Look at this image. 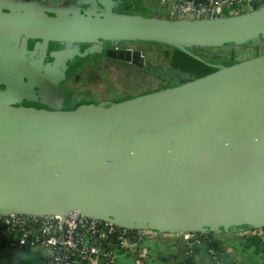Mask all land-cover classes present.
I'll list each match as a JSON object with an SVG mask.
<instances>
[{
	"label": "water",
	"instance_id": "1",
	"mask_svg": "<svg viewBox=\"0 0 264 264\" xmlns=\"http://www.w3.org/2000/svg\"><path fill=\"white\" fill-rule=\"evenodd\" d=\"M262 36L264 5L235 16L169 20L0 0V46L4 38L30 37L146 41L189 51ZM103 52L143 65L138 50ZM3 54L0 214L78 211L126 228L166 233L264 227V53L121 102L71 110L49 103L39 82L36 93L30 88L36 77L44 78L41 66L17 65ZM17 79L27 87L10 89ZM50 89L62 94L55 84ZM21 99L53 109L9 105Z\"/></svg>",
	"mask_w": 264,
	"mask_h": 264
},
{
	"label": "built area",
	"instance_id": "2",
	"mask_svg": "<svg viewBox=\"0 0 264 264\" xmlns=\"http://www.w3.org/2000/svg\"><path fill=\"white\" fill-rule=\"evenodd\" d=\"M44 6V0H23ZM165 6L161 17L169 20H201L235 16L263 6L264 0H160ZM168 3V4H167ZM264 235V227L253 228ZM214 232H159L149 228L131 229L109 221L87 217L78 211L59 214H0V249L7 247L44 254V264H116L127 252L134 264H144L148 251L144 241L165 234L182 246L184 255L195 258L199 235ZM215 238V237H214ZM204 254L212 264H225L224 251L207 248Z\"/></svg>",
	"mask_w": 264,
	"mask_h": 264
},
{
	"label": "rangeland",
	"instance_id": "3",
	"mask_svg": "<svg viewBox=\"0 0 264 264\" xmlns=\"http://www.w3.org/2000/svg\"><path fill=\"white\" fill-rule=\"evenodd\" d=\"M159 17L156 15L154 18ZM98 43L107 47L138 50L143 59V65L139 67L129 62L105 56L92 63H89L88 60L76 64V69L60 84V89L65 96L63 99L65 110L76 109L80 106L98 105L103 102H121L178 85L183 78H186L179 71L169 67V59L165 56V49H170L172 46L146 41L111 42L103 40ZM87 44L94 43L66 42L67 46L73 48ZM187 49L212 62L217 69H220L263 54L264 36L243 44H224Z\"/></svg>",
	"mask_w": 264,
	"mask_h": 264
},
{
	"label": "crops",
	"instance_id": "4",
	"mask_svg": "<svg viewBox=\"0 0 264 264\" xmlns=\"http://www.w3.org/2000/svg\"><path fill=\"white\" fill-rule=\"evenodd\" d=\"M13 2L21 3V0ZM44 6L79 14L110 13L153 18L161 17L165 8L160 0H44ZM214 237L224 251L225 264H264V235L261 232L253 229L214 232ZM144 246L148 251L144 264H212L203 252L188 258L182 246L165 234L145 240ZM0 264H44V254L4 247L0 249ZM116 264H134V260L127 252H121Z\"/></svg>",
	"mask_w": 264,
	"mask_h": 264
},
{
	"label": "flooded vegetation",
	"instance_id": "5",
	"mask_svg": "<svg viewBox=\"0 0 264 264\" xmlns=\"http://www.w3.org/2000/svg\"><path fill=\"white\" fill-rule=\"evenodd\" d=\"M46 41L49 40L30 37H19L16 39L4 38L2 40L3 44L0 46V52H5V54H3L4 58L8 61H14L17 65L29 68L41 66L45 76L44 78L42 76L36 77L34 81H32L33 83L30 84V88L36 93L38 86L35 85V82L36 84L39 82V86H43L47 89L48 102L57 105L59 110H65L63 104L65 96L60 89V84L68 78L69 74L74 69H76V64L87 62L88 60L89 63H92L103 56L107 57L103 51L112 46L107 47L94 43L85 46L79 45L73 48L66 45L67 41L53 42L54 40H50L51 42L49 41L47 43ZM54 84L57 91H61V95L58 94V92H52V89H50ZM15 87L24 89L27 87V82L22 79H17L14 85L10 86V89H14ZM0 89L5 90V85L0 84ZM49 103L45 104L32 99H21L11 102L9 105L25 109L52 110V105ZM78 108H81V106Z\"/></svg>",
	"mask_w": 264,
	"mask_h": 264
},
{
	"label": "trees",
	"instance_id": "6",
	"mask_svg": "<svg viewBox=\"0 0 264 264\" xmlns=\"http://www.w3.org/2000/svg\"><path fill=\"white\" fill-rule=\"evenodd\" d=\"M49 17H55L54 15H46ZM90 17H84V19H89ZM102 19V18H101ZM92 21L94 19L92 18ZM110 21L114 22V19H110ZM165 56L169 59V67L171 69L179 71L181 75L186 78H183L179 84L184 83L186 81L204 76L209 74L215 70H217L216 66L212 62L201 58L200 56L192 53L190 51L183 50L179 47H171L170 49H165ZM200 244L197 246L196 251L200 252L207 248H213L220 251V246L218 242L213 237L212 233H204L199 235Z\"/></svg>",
	"mask_w": 264,
	"mask_h": 264
}]
</instances>
